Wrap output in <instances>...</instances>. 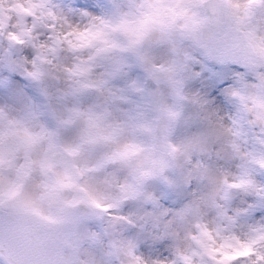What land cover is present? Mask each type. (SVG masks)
<instances>
[{
  "label": "clouds",
  "instance_id": "1",
  "mask_svg": "<svg viewBox=\"0 0 264 264\" xmlns=\"http://www.w3.org/2000/svg\"><path fill=\"white\" fill-rule=\"evenodd\" d=\"M184 41L264 69V0H127L84 23L71 22L53 0H0L4 60L31 49L30 60L12 62L34 82L53 85L42 89L43 108L0 106V254L9 264H264V223L241 226L248 213L229 214L237 194L264 202L257 179L264 174V71L256 83L229 89L238 113L219 116L187 91L194 73ZM157 46L168 54L158 55ZM132 68L144 78L115 87ZM92 94L97 101L84 105ZM132 97L141 102L121 112L119 103ZM189 105L206 130L177 139ZM68 128L76 130L71 139L62 135ZM180 177L205 190L172 218L111 215L104 235L79 232L82 220L129 202L157 205L150 186L175 191ZM150 221L174 241L167 258L145 256L116 229ZM241 244L256 254L226 260Z\"/></svg>",
  "mask_w": 264,
  "mask_h": 264
},
{
  "label": "rangeland",
  "instance_id": "2",
  "mask_svg": "<svg viewBox=\"0 0 264 264\" xmlns=\"http://www.w3.org/2000/svg\"><path fill=\"white\" fill-rule=\"evenodd\" d=\"M54 5L64 12L71 22L84 23L92 16L107 17L112 15L117 8H126L127 0H53ZM182 47L190 58V66L194 76L187 82V91L197 94L206 102L209 110H215L219 116L225 118L234 117L238 113L237 103L230 97L229 89L236 87L243 80L247 83H256L258 71L264 69H252L250 66L240 68L229 64L211 63L204 59L201 52L191 41H184ZM154 51L158 55L168 54L167 46H157ZM34 53L31 49L23 48L14 50L8 61L3 58V48L0 47V106H11L23 109L31 106L43 108L48 101L42 94L45 87H53L51 83L38 84L30 79L23 68L18 67L13 60H30ZM143 75L139 68H132L126 75L114 81L117 88L125 87L131 80H140ZM97 101L95 94L83 98L84 105H90ZM139 97H132V103H119L121 112H131ZM197 109L189 105L186 109V122H183L176 133L177 139L203 134L206 130L204 122L196 118ZM45 122L55 128L56 122L45 118ZM75 129L62 130L65 139H71L75 135ZM216 165L223 162L210 161ZM234 167V165H229ZM264 182V174L257 177ZM181 186L178 190H167L159 184H152L150 191L157 198V205L144 203L143 201H132L114 213L102 219L86 218L79 225V232L82 235L100 233L104 235L110 230L112 221L111 215L138 216L147 213L156 214L159 211L167 213L165 220L172 218L177 213L186 209L193 197L205 190V183L191 179L184 182L183 177L179 178ZM250 206H252L250 208ZM236 211H245L248 214L241 217V226L257 223H264V202L257 201L254 197L244 194H237L229 206V214ZM116 229L123 232L124 236L133 239L139 251L145 256L164 259L170 256L174 241L172 238L163 235V229L157 227L154 222L148 224L136 223L134 225L120 224ZM0 264H4L0 260Z\"/></svg>",
  "mask_w": 264,
  "mask_h": 264
},
{
  "label": "snow or ice",
  "instance_id": "3",
  "mask_svg": "<svg viewBox=\"0 0 264 264\" xmlns=\"http://www.w3.org/2000/svg\"><path fill=\"white\" fill-rule=\"evenodd\" d=\"M12 39H16V37H12ZM3 222H0L2 224ZM254 243V242H253ZM242 249V250H241ZM255 253V249L253 248L252 244H241L238 249L234 250L233 254L225 253V259L226 260H233L236 257H248ZM262 260H264V257H261Z\"/></svg>",
  "mask_w": 264,
  "mask_h": 264
},
{
  "label": "water",
  "instance_id": "4",
  "mask_svg": "<svg viewBox=\"0 0 264 264\" xmlns=\"http://www.w3.org/2000/svg\"><path fill=\"white\" fill-rule=\"evenodd\" d=\"M197 45H198V44H197ZM198 46H199V45H198ZM199 47L202 49L204 55H205L209 60H212V61H218V62H220V61H228V62H232V63L247 64L246 62H244L243 60H240V59H235V58H219V57H216V56H214V55H210L206 49H204V48L201 47V46H199ZM0 255H1V256L6 260V262L9 264L7 257H6L5 255H3V254H0Z\"/></svg>",
  "mask_w": 264,
  "mask_h": 264
}]
</instances>
